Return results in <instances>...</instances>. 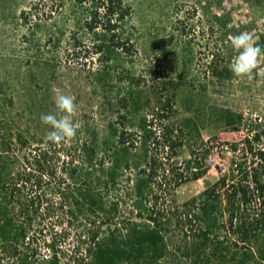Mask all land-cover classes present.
<instances>
[{"label":"trees","instance_id":"obj_1","mask_svg":"<svg viewBox=\"0 0 264 264\" xmlns=\"http://www.w3.org/2000/svg\"><path fill=\"white\" fill-rule=\"evenodd\" d=\"M136 1L57 0L55 11H20L24 46L35 54L24 69L0 72V264H264V121L248 126L241 149L248 158L180 196L208 172L201 130L237 132L243 119L208 106L187 80L188 43L162 72H146L161 79L142 84L132 59L140 46ZM213 21L209 29L223 42L240 33L229 28V13ZM65 36L73 52H91L95 67L85 80L100 115L77 120L74 138L52 143L40 117L57 112L46 99L57 61L46 54ZM230 63H209L215 84L235 78ZM66 241L77 250L72 258L60 248Z\"/></svg>","mask_w":264,"mask_h":264},{"label":"rangeland","instance_id":"obj_2","mask_svg":"<svg viewBox=\"0 0 264 264\" xmlns=\"http://www.w3.org/2000/svg\"><path fill=\"white\" fill-rule=\"evenodd\" d=\"M216 1L195 0L177 4L173 0H137L133 14L140 35L139 53L132 57L133 72L142 77V84L149 85L151 81L161 79H155L154 74L147 75L146 72L149 73L150 68L162 72L173 57H179L176 46L188 43L191 60L187 63V80L193 82L201 99L208 106L230 109L243 119L237 132L219 128L214 123H211L214 126L201 130L202 140L209 149L204 162L208 166V172L203 179L182 188V197L201 191L205 181H217L232 161L248 158L241 153L242 143L248 135V126L264 121V59L260 60L251 79L234 78L223 84H215L216 81L210 76L208 68L209 63L213 61L224 65L230 57L232 61L238 54L232 48L229 38L223 42L222 35L216 29H209L214 23L213 18L222 12L229 13V28L240 33H251L259 47L264 49V5L250 8L242 0H221L218 7ZM34 5H37L39 10L49 11L51 7L55 11L57 0H0V72L4 69L9 71L12 66L24 69L34 56L35 53L24 46V29L18 19L20 11ZM53 15L57 16L56 13ZM73 45L74 42L65 36L54 55L46 54L56 57L57 61L56 81L52 82V88L58 87L75 97L78 111L74 121L90 122L100 115L96 109L98 94L91 92L85 80L89 69L95 65L94 61H91V52L87 46L73 52ZM169 50L173 53L170 54ZM46 99L54 103L52 91ZM234 144L239 145V151L236 153L231 150V145ZM261 145L259 146L263 147ZM72 245L70 241L60 243V248L65 251L67 258H72L70 255L77 253ZM62 260L73 264L80 259ZM158 264L192 263L189 259H164Z\"/></svg>","mask_w":264,"mask_h":264},{"label":"clouds","instance_id":"obj_3","mask_svg":"<svg viewBox=\"0 0 264 264\" xmlns=\"http://www.w3.org/2000/svg\"><path fill=\"white\" fill-rule=\"evenodd\" d=\"M231 46L238 53L229 65V70L237 79L252 78L254 70L261 59H264V49L257 46L253 35L249 32H241L229 37ZM53 100L57 112L42 114L40 117L44 125L49 126L50 131L46 140L52 143L66 142L77 135L80 128L74 116L78 111L75 97L66 94L58 87L52 88Z\"/></svg>","mask_w":264,"mask_h":264}]
</instances>
